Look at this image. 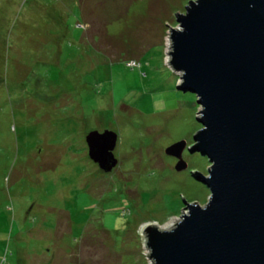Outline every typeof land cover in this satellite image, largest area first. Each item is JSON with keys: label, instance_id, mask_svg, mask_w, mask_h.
Returning <instances> with one entry per match:
<instances>
[{"label": "rangeland", "instance_id": "374dc122", "mask_svg": "<svg viewBox=\"0 0 264 264\" xmlns=\"http://www.w3.org/2000/svg\"><path fill=\"white\" fill-rule=\"evenodd\" d=\"M189 1L0 0V264H152L143 230L207 202L201 105L169 64ZM92 130L117 133L109 172Z\"/></svg>", "mask_w": 264, "mask_h": 264}, {"label": "water", "instance_id": "95a60500", "mask_svg": "<svg viewBox=\"0 0 264 264\" xmlns=\"http://www.w3.org/2000/svg\"><path fill=\"white\" fill-rule=\"evenodd\" d=\"M177 21L169 64L181 72L177 88L201 105L190 151L211 163L198 178L210 196L185 203L169 229L147 226L148 256L152 264H264V0H191ZM85 141L102 171L117 165L116 132L92 130Z\"/></svg>", "mask_w": 264, "mask_h": 264}]
</instances>
